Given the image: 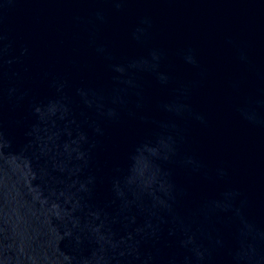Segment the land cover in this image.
<instances>
[{"label": "water", "instance_id": "water-1", "mask_svg": "<svg viewBox=\"0 0 264 264\" xmlns=\"http://www.w3.org/2000/svg\"><path fill=\"white\" fill-rule=\"evenodd\" d=\"M0 264H264V0H0Z\"/></svg>", "mask_w": 264, "mask_h": 264}]
</instances>
